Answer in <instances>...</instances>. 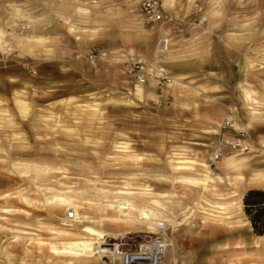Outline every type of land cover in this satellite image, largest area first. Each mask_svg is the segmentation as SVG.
Returning a JSON list of instances; mask_svg holds the SVG:
<instances>
[{"label": "rangeland", "instance_id": "rangeland-1", "mask_svg": "<svg viewBox=\"0 0 264 264\" xmlns=\"http://www.w3.org/2000/svg\"><path fill=\"white\" fill-rule=\"evenodd\" d=\"M160 1L154 31L138 0H0V264H113L110 245L156 234L162 264L264 246L241 208L264 187V0ZM131 57L168 74L160 93ZM226 115L250 148L212 160Z\"/></svg>", "mask_w": 264, "mask_h": 264}, {"label": "built area", "instance_id": "built-area-1", "mask_svg": "<svg viewBox=\"0 0 264 264\" xmlns=\"http://www.w3.org/2000/svg\"><path fill=\"white\" fill-rule=\"evenodd\" d=\"M135 19L142 27L154 31L166 28L171 22V17L163 10L160 0H138ZM160 45L163 48L165 47V39L160 41ZM75 57L82 59L90 67H95L101 60L106 59L107 55L103 51L87 49L82 53H77ZM121 70L127 77L134 79L137 83L142 84L149 78L155 90L159 93L169 82L168 74L161 69H154L151 73H148L145 62L141 57L124 59L121 62ZM30 72L33 73L34 71ZM249 148L250 144L246 137L239 130L234 129L231 117L226 115L217 128L213 143L212 160L221 159L226 153L247 152ZM64 219L74 221V212L67 211ZM156 226L160 228L162 225L156 223ZM152 237L149 248L131 245L140 240L138 236H131L126 240L120 239L116 242L121 243L119 246L112 247L110 245L114 250V255L108 258L113 264H162V256L168 245L162 235L156 234ZM118 247L119 250H117Z\"/></svg>", "mask_w": 264, "mask_h": 264}, {"label": "trees", "instance_id": "trees-1", "mask_svg": "<svg viewBox=\"0 0 264 264\" xmlns=\"http://www.w3.org/2000/svg\"><path fill=\"white\" fill-rule=\"evenodd\" d=\"M241 208L251 231L264 234V187L247 189L241 197Z\"/></svg>", "mask_w": 264, "mask_h": 264}, {"label": "bare ground", "instance_id": "bare-ground-1", "mask_svg": "<svg viewBox=\"0 0 264 264\" xmlns=\"http://www.w3.org/2000/svg\"><path fill=\"white\" fill-rule=\"evenodd\" d=\"M151 240L152 239H150L149 241L148 239L146 240L143 239L142 241L135 242L131 245H134V246L139 245L141 247L143 246L144 248H149ZM245 241L246 242L242 246L235 247V249L239 250L242 255L241 258L239 259V263L240 264H264V246L258 245L256 241H253L249 238H246Z\"/></svg>", "mask_w": 264, "mask_h": 264}, {"label": "crops", "instance_id": "crops-1", "mask_svg": "<svg viewBox=\"0 0 264 264\" xmlns=\"http://www.w3.org/2000/svg\"><path fill=\"white\" fill-rule=\"evenodd\" d=\"M166 5H170L171 4V0H164ZM256 174H260V175H264L262 173H256Z\"/></svg>", "mask_w": 264, "mask_h": 264}]
</instances>
